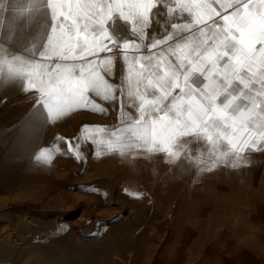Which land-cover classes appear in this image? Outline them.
I'll use <instances>...</instances> for the list:
<instances>
[{"label": "snow or ice", "instance_id": "6c2138e0", "mask_svg": "<svg viewBox=\"0 0 264 264\" xmlns=\"http://www.w3.org/2000/svg\"><path fill=\"white\" fill-rule=\"evenodd\" d=\"M158 7L180 22L149 38ZM116 17L134 39L121 42L110 32ZM114 50L125 66L118 84L107 78ZM5 86L36 93L12 130L30 145L45 125L74 111L107 113L100 98L121 101L119 123L85 124L77 143L68 142L75 158L86 160L81 145L91 143L97 158L166 153L170 164L194 165L197 176L222 165L236 169L247 163L246 152L264 151V0H0ZM56 140L34 158L51 163L64 138Z\"/></svg>", "mask_w": 264, "mask_h": 264}, {"label": "rangeland", "instance_id": "374dc122", "mask_svg": "<svg viewBox=\"0 0 264 264\" xmlns=\"http://www.w3.org/2000/svg\"><path fill=\"white\" fill-rule=\"evenodd\" d=\"M116 25H109L113 35ZM35 99V92L24 93L19 87L0 89V264H31L34 248L43 254L38 259L34 255V264H45L46 253L57 264H102L98 257L106 253L112 254L107 264H156L169 236L168 218L158 207L157 185L162 176L189 174V162L170 164L166 153L144 150L97 158L91 143L81 145L86 160L75 158L68 142L77 143L85 124L113 128L119 123L114 116L119 117L121 103L100 98L96 102L107 113L74 111L45 125L30 155L4 158L13 146H26L28 140L12 130L32 110ZM57 137L64 138L58 144L60 153L51 163L37 161L34 154L57 144ZM10 232L14 237L9 240Z\"/></svg>", "mask_w": 264, "mask_h": 264}, {"label": "crops", "instance_id": "0c3cea01", "mask_svg": "<svg viewBox=\"0 0 264 264\" xmlns=\"http://www.w3.org/2000/svg\"><path fill=\"white\" fill-rule=\"evenodd\" d=\"M153 12L149 38L161 37L165 29L171 31L172 23L180 22L163 7ZM112 24L113 29L117 24L114 36L119 41L134 39L130 26L125 28L128 23L116 17ZM143 52L147 55L148 49ZM114 55L108 76L120 83L125 66L120 52L114 50ZM121 100L127 103L126 112L135 113L126 98ZM192 149L196 151L197 145L192 144ZM244 155L247 163L236 169L222 165L197 176L189 163V174L162 176L157 185L158 207L168 218L169 236L156 264H264V151ZM219 219L227 224L218 226Z\"/></svg>", "mask_w": 264, "mask_h": 264}, {"label": "bare ground", "instance_id": "6f19581e", "mask_svg": "<svg viewBox=\"0 0 264 264\" xmlns=\"http://www.w3.org/2000/svg\"><path fill=\"white\" fill-rule=\"evenodd\" d=\"M24 140H25V137H24ZM20 142V144H22L24 141H19ZM25 147H24V149H20L19 147H17V146H13L10 150H9V152H7L6 154H5V157L4 158H16V157H18V156H20V155H23V154H25V155H30V153H31V145L29 144V142L28 141H25ZM16 144H17V142H16ZM23 153V154H22ZM131 188V190H135V187H130ZM130 188H129V190H130ZM130 190V191H131ZM241 217H243V216H241ZM245 222H247V225H248V222H250L249 221V218L248 217H246L245 218ZM220 224H227V222L226 221H222L221 222V219H219L218 220V226L220 225ZM14 237V235L10 232L8 235H7V238L10 240L11 238H13ZM4 239L5 240H7L5 237H4ZM8 240V241H9ZM2 241H4L3 239H2ZM35 250V252H33L32 253V256H31V254L29 255V256H31L29 259H30V262H31V264H34L36 261H37V259L40 257V255H42L43 256V254L41 253L42 251H40V249L38 250L37 248H34ZM110 251V250H109ZM46 252H44V254H45ZM34 255L35 256H37L36 258V261L33 259V257H34ZM112 256V254L111 253H106V254H103V255H101V256H99L98 258L100 259L99 261L102 263V264H107L108 263V261L112 258L111 256ZM111 257V258H110ZM47 258V260H46V262H45V264H57V262H55V263H53L52 262V260H50L49 259V256H48V253H46L45 255H44V259H46ZM110 258V259H109ZM2 264H11V263H7V262H3Z\"/></svg>", "mask_w": 264, "mask_h": 264}]
</instances>
